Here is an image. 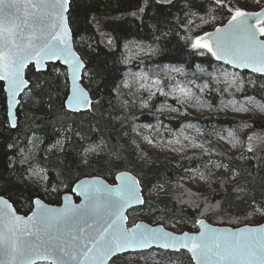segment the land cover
I'll use <instances>...</instances> for the list:
<instances>
[{
    "label": "snow or ice",
    "instance_id": "snow-or-ice-1",
    "mask_svg": "<svg viewBox=\"0 0 264 264\" xmlns=\"http://www.w3.org/2000/svg\"><path fill=\"white\" fill-rule=\"evenodd\" d=\"M14 2L27 6L29 16L40 24L42 32L47 29L46 39L38 46L34 42L30 48H20L19 39L25 38L5 16L6 6ZM218 19L225 21L219 27ZM5 24L14 33L7 42ZM141 25L151 28L155 47L130 39L139 35ZM174 26L184 33L180 36L181 49L190 48L197 56L210 55L240 70L237 73L254 77L241 82L238 75L224 72V86L217 92L231 99L226 102L216 96L224 106L220 110L230 108L237 114L264 116V70L256 71L255 65L245 67L249 59L225 47L234 31L247 33L250 28L256 29V38L264 43L261 0H243V4L241 0H0V62L7 52L9 67L23 70V78L16 84H11L0 70V245L5 225L19 246L22 241L27 244L23 238L38 234L42 224L83 222L81 210L102 191L115 207L112 238L100 246L98 241L83 240L85 259L81 264H182L185 259L188 264H225L204 257L210 249L228 245L233 234L256 244L264 253V223L235 226L241 223V215L248 219L255 214L264 219V121L259 130L256 121L243 122L242 135L232 128L217 131L218 140L228 145L224 153L206 148L195 137L184 135L183 129L180 136L173 133L174 139L166 143L171 152H183L181 137L191 141L193 149H204L203 157H188L194 162L203 161L202 167L185 169L191 173L188 180L201 183L195 191L188 190V200L180 199L181 204L193 208L192 227L196 231L177 233L162 224L153 227L135 221L128 226L129 212L145 207L151 210L150 193L167 191L165 186L170 185V179L160 173L150 188L145 186L144 172L139 169L152 163L147 152L132 150L129 158L116 151L123 150L119 142L129 135L123 131L126 125L142 135L135 124L139 117L134 109L176 111L166 104L156 107L155 101L171 97L174 103L183 104L181 96L193 97L192 89L181 84L177 76L186 78L200 72L215 78V73L199 64L192 73L160 63L151 70L145 66L143 57L168 58L167 48L160 45L178 35ZM40 40L36 37L37 42ZM259 66L264 69V57ZM216 82L221 83L219 79ZM188 84L196 82L189 80ZM208 87L196 85L200 93ZM195 100L200 102L201 97L195 95ZM208 107H213L211 102ZM117 124L120 131L113 136ZM143 127L152 128L158 136L156 125ZM22 128L27 130L22 132ZM185 128L203 135L194 124ZM150 136L142 135L148 145L155 139ZM111 156L119 160L115 167L109 163ZM213 156L219 158L211 159ZM69 157L77 168L89 171L78 172L70 183H65L57 165H65ZM72 163L67 167L71 168ZM57 181L61 187H57ZM177 188L183 195L184 186L177 184ZM49 193L58 197V206L45 200ZM214 210H220L219 215L213 216ZM210 220L233 227H214Z\"/></svg>",
    "mask_w": 264,
    "mask_h": 264
},
{
    "label": "trees",
    "instance_id": "trees-1",
    "mask_svg": "<svg viewBox=\"0 0 264 264\" xmlns=\"http://www.w3.org/2000/svg\"><path fill=\"white\" fill-rule=\"evenodd\" d=\"M241 4H243V0H241ZM261 4H264V0H261ZM246 6V5H242ZM250 7V6H248ZM174 12L178 13V10L173 9ZM225 21L223 20H217L216 26H220ZM162 27H166V25H161ZM191 27V26H190ZM167 30V29H165ZM205 30L211 31V28H207ZM137 29L135 26L133 27V32H136ZM139 35H133L130 37L132 40H140L144 44H153V47L156 45L153 43V37L151 33V28H145L141 25V27L138 29ZM174 31L178 33L177 36L169 37L168 40H166L164 43H162L161 47H166L168 50V58L162 59L161 57H148L144 58L145 60V66L151 70L153 67H155L156 63H160L166 66H177V67H183L185 68L189 73L194 72L195 66L197 64L203 66L207 72L215 73V78L209 77L204 75L203 73L196 72L195 75H189L188 77H180L177 76V80L180 83L188 84L189 80H198L199 82H207L209 85V89L205 92L204 98L210 101L213 105V108L217 109L219 107L218 99H215L216 96H220L221 99H231V97H225L222 96V93H218L217 90L224 85L221 83H217L216 79H218V69L226 70L230 73H233L235 75H238L241 82H246L249 79H254L252 74H248V76H243L240 73H237L236 71L223 66L219 63H217L213 57L210 55H203V56H197L196 53L192 52L190 48H182L183 40L180 39V36L184 35L182 31H180L179 26H174ZM195 35V33H193ZM191 65V67H189ZM250 91V90H249ZM237 99H240L241 102L243 101L242 97H237ZM182 114L180 116L174 117L172 115L167 114H159L155 115L153 114V109L151 108V111L149 113L137 115L139 117L138 120L135 121L136 127L140 129L142 125H153L160 123L163 127L164 133H167L169 131L176 132L179 131L183 125L186 124H194L198 126L201 131L203 132V139L210 141V149H214L215 152H221L224 153L228 151V149L224 148L220 143L216 142V132L221 128H232L235 130H239V128L242 126L243 122L254 120L256 121V128L259 130L262 126L261 122L264 121V117L258 114H251L246 119H240L230 116H207L204 118H198L195 117L193 114H190L188 110H183L182 107H180ZM24 111H28V109H25ZM234 121H239L240 124L234 123ZM21 123H24L23 113L21 115ZM111 123V122H109ZM166 125L168 127L166 128ZM26 128H22V132L26 131ZM117 131H120L119 125H116L115 130L113 131L112 135L114 136ZM123 131H128L129 135L124 137L119 143L123 144V150L117 148L116 151L119 153L122 157L127 156L129 158L132 157V150L140 151V149H137L135 144L132 143V136L133 133L136 131H130L127 127L123 129ZM16 135H20V133H17ZM21 139H23V136H21ZM204 155L199 154H189L187 155L183 161L180 164H176L170 160H154L150 158L152 163H149L146 168H141L139 170H142L145 175V186L147 188H150L153 181L157 178V176L161 173L163 176H166L170 179V185H166L167 191L163 192H151L150 193V200H151V210H149L148 207L143 208L142 210L137 209L135 211H131L128 213L129 215V225H132V222H138V221H146L145 216L151 217L152 220L149 222L151 224H162L165 227L175 231H196L194 228L192 230V219L195 218L194 216V210L193 208H190L188 205L181 204L180 199L188 200L190 197L187 194L188 190L195 191L194 189H191L183 184L181 181V177H187L185 169L191 167V168H201L203 161H192L189 160L188 157H203ZM212 159V157H210ZM91 159V156L89 157ZM225 162H227V159L225 158ZM55 163V161H53ZM72 163V158L69 157L65 161V165H57L61 168L62 176L65 183H70L72 179L75 178L76 174L79 172L80 174H83L84 171H89V169H81L77 168L76 164L72 163V167L69 168L67 165H70ZM109 163L115 167L119 160L115 156H111L109 158ZM179 165V167H177ZM52 171V169H49ZM54 179V177H53ZM109 182H111V179L109 178ZM177 184H181L184 186V193L181 194L180 190L177 188ZM219 181L216 182L215 186H218ZM57 187H61L59 181H57ZM45 200H52L53 203H57L58 197L54 196L53 194L49 193V197H45ZM58 205V203H57ZM157 211L156 214L152 215L153 211ZM220 210H214L212 211L213 216L219 215ZM235 215V213H233ZM241 223L235 225L236 227L243 226L245 224L248 225H259L260 223L264 222V219H261L258 215L250 214L248 219H245L243 215L240 216ZM209 223L214 225H221V226H229L233 227L231 224H218L214 220H210ZM118 264H123V262H118ZM132 264H145V262L139 263L138 261H133ZM182 264H188V261L185 259Z\"/></svg>",
    "mask_w": 264,
    "mask_h": 264
},
{
    "label": "water",
    "instance_id": "water-1",
    "mask_svg": "<svg viewBox=\"0 0 264 264\" xmlns=\"http://www.w3.org/2000/svg\"><path fill=\"white\" fill-rule=\"evenodd\" d=\"M5 16L13 22L15 30L25 38L19 39L21 49L32 47L34 42L38 46L46 39L44 33L47 29L41 31L40 24L29 16L26 5L22 6L14 2L6 6ZM249 23H253V21H249ZM4 31L7 42L12 39L14 33L7 24H5ZM36 37H40L41 40L37 42ZM225 47L234 55L248 58L249 63L245 64V67L255 65L256 71L264 70L259 66L260 58L264 57V43L256 38L255 28H250L247 33L234 31L226 41ZM216 62L223 65L220 61ZM223 66L236 72L240 71L228 65ZM0 70L4 71L6 79L10 78L11 84H16L23 78L22 69L18 71L15 67H9L7 52L4 53L3 60L0 62ZM76 203H80V201L77 200ZM114 212L113 202L100 191L93 199L88 200L87 207L81 210V214L84 216L83 222L68 220L42 224L38 234L23 238L27 241L26 245L22 241L17 246L15 240L8 235V226L5 225L4 242L0 245V261H3V264H13V262L14 264H24V262H28V264H81V261L85 259V254L82 251L83 240L98 241V246H100L112 238L110 229L116 219ZM138 222L147 223L146 221ZM128 226H131L129 221ZM151 226L155 227L157 224H151ZM213 226L229 227L214 224ZM166 229L173 231L167 227ZM74 236L81 239L74 240ZM204 258L213 262L224 261L225 264H240L241 261H260L261 264H264V253L261 249L254 243L246 242L239 234H233L229 244L221 249H210Z\"/></svg>",
    "mask_w": 264,
    "mask_h": 264
},
{
    "label": "rangeland",
    "instance_id": "rangeland-1",
    "mask_svg": "<svg viewBox=\"0 0 264 264\" xmlns=\"http://www.w3.org/2000/svg\"><path fill=\"white\" fill-rule=\"evenodd\" d=\"M249 6V5H246ZM252 7V6H250ZM147 45V44H146ZM144 58H148V57H143ZM224 72H228L226 70H222V69H218L217 73H218V79L221 81V84L224 77H223V73ZM230 73V72H228ZM196 82V84H187L188 87H190L194 93L192 98H186L181 96V99L184 100L183 104L180 103H174L171 97H168L167 99L164 98H158L157 101H155L156 103V107H159L161 104H166L168 105V109L171 108H176V111H170V110H163V111H157L154 108L153 109V114L155 115H159V114H167V115H172L174 117L180 116L182 114V111L180 109V107L183 108V110H188L190 114H193L195 117L198 118H204L207 116H230V117H235V118H240V119H246L249 117V115H244V114H237L234 113L230 110V108L228 110H224L221 111L220 108L224 107L223 105H221L220 100L218 99V104L219 107L217 109L215 108H209L208 107V103L210 101H208L207 99L204 98V94L205 92L209 89H205L204 93H200L199 90L196 88V85L199 84H208L207 82H199L198 80H194ZM184 84V83H181ZM177 95H179V93H177ZM195 95H198L201 97V101L197 102L195 100ZM146 98V96H145ZM226 102L230 99H224ZM243 102V101H242ZM194 105V106H193ZM137 115H141V114H145V113H149V111H151V107L149 109H145L143 111H139V110H135ZM264 117V116H262ZM156 125L159 132H158V136L156 135V131L153 130L152 128H148V129H144V125H142L140 127V130L142 132V135H149L151 134L150 138L155 137V139H153V144L152 145H148L146 141H144L142 139V135H138L137 132L133 133L132 136V141L135 140L136 144L140 145V150H143L144 152H147L148 156L154 160H159V161H163V160H170L176 164H180L183 159L189 155V154H199V155H204V149L203 148H199V149H193L191 146V141L189 140H183V137H181L184 149L183 152L181 154H177V153H173L169 150L168 146L166 145L167 140H173V133H175L177 136L181 135V130L183 129L184 135H188L189 137H195L197 139L198 143H202L206 148H209L210 145V141L203 139V135H201L200 133H198L195 129H187L185 128V125H183L181 127V129L176 132L173 131H169L167 133H164L163 127L160 123L157 124H153ZM187 125V124H186ZM168 127V125H166V128ZM198 127V126H197ZM199 128V127H198ZM200 129V128H199ZM228 128H221L218 131L219 132H223L224 130H226ZM201 130V129H200ZM238 134H243L244 130L242 128V126L239 128V130L237 131ZM216 136V142L220 143L224 148L228 149V145L226 143V141H219L217 135ZM161 142V143H165V145L163 147L158 146L157 142ZM135 144V146H136ZM176 147H181V145H176ZM219 157L213 156L212 159H218ZM187 176H190L191 173L186 171ZM181 181L183 182L184 185H186L187 187L196 190L197 187H199V184L201 182L199 181H190L187 178L181 179ZM157 211H153L152 215L156 214ZM146 218V222L149 223L152 218L145 216ZM145 221V220H144ZM194 228H192L193 230ZM188 231V230H187ZM139 263H142L144 261H138ZM145 264H151L150 261L145 262Z\"/></svg>",
    "mask_w": 264,
    "mask_h": 264
}]
</instances>
